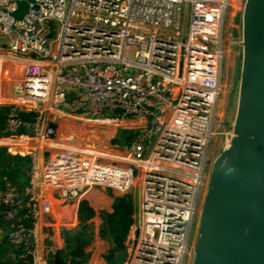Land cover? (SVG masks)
<instances>
[{
  "label": "built area",
  "instance_id": "obj_1",
  "mask_svg": "<svg viewBox=\"0 0 264 264\" xmlns=\"http://www.w3.org/2000/svg\"><path fill=\"white\" fill-rule=\"evenodd\" d=\"M19 1L26 0H0V110L7 108L0 148L35 144L25 150L24 192L0 189L9 243L31 264H49L37 230L54 197L79 204L93 188L124 197L137 187L125 264H183L213 135L230 0H33L17 21ZM67 120L136 137L122 155L69 138L61 146L57 128ZM40 148L57 152L45 159Z\"/></svg>",
  "mask_w": 264,
  "mask_h": 264
},
{
  "label": "water",
  "instance_id": "obj_2",
  "mask_svg": "<svg viewBox=\"0 0 264 264\" xmlns=\"http://www.w3.org/2000/svg\"><path fill=\"white\" fill-rule=\"evenodd\" d=\"M32 1L17 2L13 18L22 20ZM188 9L186 3L183 39ZM243 22L246 74L234 137L215 162L201 217L190 227L189 244L196 240L192 264H264V0H247ZM138 201L135 187L136 209ZM137 220L135 212V225ZM53 264H65L59 253Z\"/></svg>",
  "mask_w": 264,
  "mask_h": 264
},
{
  "label": "rangeland",
  "instance_id": "obj_3",
  "mask_svg": "<svg viewBox=\"0 0 264 264\" xmlns=\"http://www.w3.org/2000/svg\"><path fill=\"white\" fill-rule=\"evenodd\" d=\"M247 0H230L229 8L226 12L223 32H222V44H223V60L221 64L220 71V95L216 105L214 124L212 126V137L210 141L209 150L207 152L206 163L203 172V181L199 193L197 209L195 219H200L204 200L208 193V183L212 172L214 170V165L217 159L222 155L223 151L229 147L233 137H234V126L238 113L239 98L243 89V84L245 80V55H246V46L244 44V22L243 15L246 6ZM121 130L119 128H114L112 126H102V127H93V126H84L74 120L62 121L59 123L58 127V136L56 143L61 146H67L69 143L66 140L70 139V145L77 147H89L95 151L103 152L108 156H113L119 154H125L128 151L129 146H122L121 144L115 145L113 141L120 138ZM8 154L15 156L20 155L22 157H27L25 152H18L12 148L2 147ZM39 151L43 153L44 158L46 159L50 154H55L56 150H50V153H47V149L40 148ZM98 189V188H94ZM116 194V193H115ZM117 195V194H116ZM134 196V191L131 193ZM87 196L83 197L81 201L85 200ZM58 203L53 201V213H56L57 210H61L57 207ZM80 205V203H79ZM78 205V206H79ZM77 206H75L76 208ZM79 209V207L77 208ZM49 217V216H48ZM54 216L53 218H57ZM60 219V218H59ZM62 219V218H61ZM58 219L49 220L46 217L39 220L38 224L41 226L37 230L38 235V244L39 252L44 258L49 260L50 256L59 253L60 250L65 247L64 241L62 238L59 239V234L63 230L72 231L75 230L73 227H61L60 221ZM102 221V220H101ZM50 223V226H47V223ZM57 222V223H56ZM194 222V221H193ZM44 224H46L44 226ZM39 226V225H38ZM101 227V226H100ZM100 227H99V238L103 241L104 246L106 247L105 251V261L106 257L110 255L112 247L109 242L103 240L100 237ZM55 232L56 243L58 245H52V236L51 230ZM77 229V228H76ZM133 226L130 230V233L127 237L125 245L129 242ZM92 233V232H91ZM9 232L5 224L0 221V241L8 235ZM93 234V233H92ZM93 238V236H92ZM93 239H91L92 241ZM47 241H51L46 243ZM54 242V241H53ZM55 243V242H54ZM91 243V242H90ZM101 245V244H100ZM196 249V240L193 241L188 247L187 257L184 260L183 264H192L194 260V252ZM115 259L117 260L116 264H125L126 261V248L123 251L114 252ZM64 260L68 261L67 256L64 254ZM54 261V259H53ZM49 262V261H48ZM51 263V262H50ZM70 264L69 262H67Z\"/></svg>",
  "mask_w": 264,
  "mask_h": 264
},
{
  "label": "trees",
  "instance_id": "obj_4",
  "mask_svg": "<svg viewBox=\"0 0 264 264\" xmlns=\"http://www.w3.org/2000/svg\"><path fill=\"white\" fill-rule=\"evenodd\" d=\"M7 108L0 110V126L2 127L5 120ZM22 117L28 120L33 118V115L22 114ZM120 138L115 139V145L129 146L135 139L136 133L122 131ZM29 165L28 157L20 155L12 156L4 149L0 148V189L7 188V182L10 188H14L17 192L23 193L29 184ZM136 208L134 205V197L131 194L124 197L116 198L111 213H100L102 220L100 227V237L110 243L112 251L106 257L108 264H116L114 252H120L125 249V242L134 225V215ZM95 216V212L88 207L86 201H81L78 209L79 225L77 229L68 231L63 230L61 233L65 247L60 250L61 259H64V254L72 263L81 264L85 261V248L90 244L92 233L84 222H88ZM4 223V222H3ZM27 223V222H26ZM8 232L9 225L4 223ZM29 225V224H27ZM8 236V235H7ZM10 245L9 240L5 239L1 244V248H6ZM20 251L12 248L8 255L2 257L0 255V264H31L30 258H20Z\"/></svg>",
  "mask_w": 264,
  "mask_h": 264
},
{
  "label": "crops",
  "instance_id": "obj_5",
  "mask_svg": "<svg viewBox=\"0 0 264 264\" xmlns=\"http://www.w3.org/2000/svg\"><path fill=\"white\" fill-rule=\"evenodd\" d=\"M59 127V125H58ZM58 131V128H57ZM26 144V143H25ZM32 143H28L26 146H30L31 147ZM27 147L23 146L21 147L22 150H20V152H25V150L27 149ZM7 188H10L9 184L6 182L5 183ZM14 189V188H11ZM115 191L112 190H103V189H90L87 193V197L85 200L88 203V207L91 208L94 212H95V216L89 220L88 222H85V225L89 227L90 232H92V236H93V240L91 241V243L85 248V261L81 264H107L105 259H104V253L106 251V247L103 244V241H101V239L99 238V227L101 226V218H100V213L101 212H105V213H111L112 212V206L113 203L115 201L116 198L118 197V194H115ZM54 203L57 202L58 205L57 207L61 210H57L56 213H51V215L49 217H46L49 220H55L58 219L60 221V226L66 228L67 226L69 227H73L74 229H76L79 225V221H78V205L79 204H67L61 200H59L57 197L53 198ZM75 206H77L75 208ZM54 216H58L57 218H53ZM60 218V219H59ZM62 218V219H61ZM57 220V221H58ZM57 223V222H56ZM46 224H44L45 226ZM41 226V224H39L38 228ZM47 226H50V223H47ZM51 231V236L52 238V242L51 241H47L46 243L51 242V244L53 245H58V242L56 243V237H55V232L53 229H50ZM62 236H60L59 234V239L58 241H62L60 240ZM5 239H8V236L6 235L5 237H3V239L0 241V246L3 243V241ZM55 243H54V242ZM101 244V245H100ZM0 249H3L0 247ZM11 249L5 254L8 255L10 253ZM51 258H48L49 260V264H53V255L50 256ZM61 257V256H60ZM63 263L68 264L67 262H69L70 264H76V263H72L71 259H68V261H65L64 259H61ZM126 261H127V255H126ZM125 261V263H126ZM51 262V263H50Z\"/></svg>",
  "mask_w": 264,
  "mask_h": 264
},
{
  "label": "bare ground",
  "instance_id": "obj_6",
  "mask_svg": "<svg viewBox=\"0 0 264 264\" xmlns=\"http://www.w3.org/2000/svg\"><path fill=\"white\" fill-rule=\"evenodd\" d=\"M34 144H35V143H32L33 146H34ZM32 145H31V146H32Z\"/></svg>",
  "mask_w": 264,
  "mask_h": 264
}]
</instances>
